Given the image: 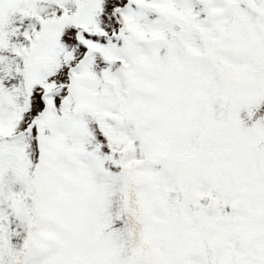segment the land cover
Masks as SVG:
<instances>
[{
	"label": "snow or ice",
	"instance_id": "1",
	"mask_svg": "<svg viewBox=\"0 0 264 264\" xmlns=\"http://www.w3.org/2000/svg\"><path fill=\"white\" fill-rule=\"evenodd\" d=\"M0 264H264V0H0Z\"/></svg>",
	"mask_w": 264,
	"mask_h": 264
}]
</instances>
